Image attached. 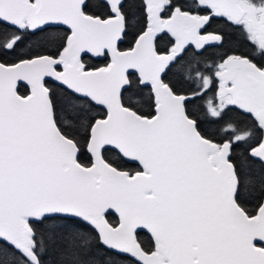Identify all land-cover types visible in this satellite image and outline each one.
<instances>
[{
    "label": "snow or ice",
    "instance_id": "snow-or-ice-1",
    "mask_svg": "<svg viewBox=\"0 0 264 264\" xmlns=\"http://www.w3.org/2000/svg\"><path fill=\"white\" fill-rule=\"evenodd\" d=\"M0 264H264V0H0Z\"/></svg>",
    "mask_w": 264,
    "mask_h": 264
}]
</instances>
